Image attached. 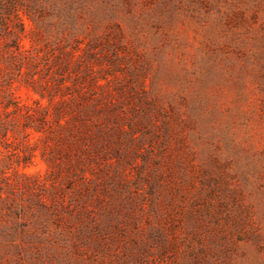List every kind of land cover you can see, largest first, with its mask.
I'll use <instances>...</instances> for the list:
<instances>
[{"label": "rangeland", "instance_id": "rangeland-1", "mask_svg": "<svg viewBox=\"0 0 264 264\" xmlns=\"http://www.w3.org/2000/svg\"><path fill=\"white\" fill-rule=\"evenodd\" d=\"M73 6L77 37L91 40L92 29L101 39L93 50L98 60L90 63L122 87V99L143 81L151 86L171 133L154 113L157 138L130 141L123 132L119 144H108L107 155L119 153L100 174L117 170L119 181L109 183L102 205L91 203L99 226L84 246L72 248L66 224H80L58 206L60 225L36 211L45 232L32 245L17 252L0 239V264H264V0H75ZM19 15L27 48L34 23L25 11ZM44 20L53 14L44 11ZM16 93L31 105L38 98L23 84ZM119 125L129 129L127 121ZM38 136L30 135L38 146L26 167L12 154L15 147L21 154L20 135L8 145L0 138L6 174L14 177L17 169L44 179L48 163ZM26 218L38 227L36 216Z\"/></svg>", "mask_w": 264, "mask_h": 264}, {"label": "trees", "instance_id": "trees-1", "mask_svg": "<svg viewBox=\"0 0 264 264\" xmlns=\"http://www.w3.org/2000/svg\"><path fill=\"white\" fill-rule=\"evenodd\" d=\"M74 1L0 0V138L8 145L11 138L20 135L21 154L15 150L17 147L12 154L18 164L26 167L32 163L38 146L36 140L30 141V135L38 133V140L43 141L40 155L48 163L44 179L17 169L10 177L5 171L10 166L0 167V239L17 252L21 245H32L40 239L38 234L45 232L44 221L36 211L51 216L60 225L58 211L62 207L80 224H66L72 248L84 246L91 236L88 232L99 226L89 208L91 203L102 205L105 196H110L109 183L113 185L116 177L119 181L117 170L106 174L107 178L100 174L111 165V157L117 158L119 153L115 148L114 155H107L108 144H119L118 136L123 132L131 134L130 141L147 134L157 138L154 113L163 115L160 127L171 133L170 120L161 111V97L151 86L143 81L138 90L122 99V87L103 77L102 67L95 69L90 63L91 59L98 60L93 50L101 45V39L92 29L88 30L91 40L84 43V37H77L80 16L75 13ZM20 11H25L34 23L27 48L21 42L25 27ZM44 11L54 16L48 24ZM22 84L38 96L33 105L24 103L16 93ZM129 110L133 117L125 118ZM120 120L127 121V131L120 127ZM120 178L128 181L125 173ZM23 194L33 196L35 202L31 197L26 203ZM31 216H36L38 227L30 226L25 219Z\"/></svg>", "mask_w": 264, "mask_h": 264}]
</instances>
